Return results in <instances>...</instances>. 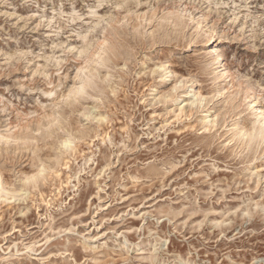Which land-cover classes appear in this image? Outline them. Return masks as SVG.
<instances>
[{
	"label": "rangeland",
	"instance_id": "obj_1",
	"mask_svg": "<svg viewBox=\"0 0 264 264\" xmlns=\"http://www.w3.org/2000/svg\"><path fill=\"white\" fill-rule=\"evenodd\" d=\"M256 120L264 0H0V264H264Z\"/></svg>",
	"mask_w": 264,
	"mask_h": 264
},
{
	"label": "bare ground",
	"instance_id": "obj_2",
	"mask_svg": "<svg viewBox=\"0 0 264 264\" xmlns=\"http://www.w3.org/2000/svg\"><path fill=\"white\" fill-rule=\"evenodd\" d=\"M176 17V16H175ZM179 21V20H178ZM120 44V43H119ZM104 48V47H103ZM113 49V48H112ZM101 54V53H100ZM80 68V67H79ZM81 69H83V68H81ZM83 71V70H82ZM84 72V71H83ZM224 73V72H223ZM81 76V75H80ZM222 77V76H221ZM219 78V77H218ZM81 79H82V81H80V82H82L83 83V81L85 80V77H82L81 76ZM87 79H88V77H87ZM232 84V83H231ZM230 84V85H231ZM82 86H79L78 88H77V92H79L80 90L82 91V90H85V89H83V88H81ZM233 87V86H232ZM225 90V89H224ZM86 91V90H85ZM38 124V123H37ZM254 122H253V127L256 129V132H257V134H258V132H263V133H261V134H263L264 135V128L262 127V125L261 124H259V122H258V120H256V127L254 126ZM252 130V129H251ZM244 131V130H243ZM247 132V131H246ZM253 132V134H254V132H255V130H253L252 131ZM241 133V132H240ZM245 133V132H244ZM251 133V132H250ZM239 135V134H238ZM251 135H252V133H251ZM256 135V134H255ZM254 135V136H255ZM22 136V135H21ZM253 136V137H254ZM259 136V135H258ZM16 137V136H15ZM251 136H249V140L251 139L250 138ZM264 138V137H263ZM253 140V139H252ZM2 187V186H1ZM1 189V188H0Z\"/></svg>",
	"mask_w": 264,
	"mask_h": 264
},
{
	"label": "snow or ice",
	"instance_id": "obj_3",
	"mask_svg": "<svg viewBox=\"0 0 264 264\" xmlns=\"http://www.w3.org/2000/svg\"><path fill=\"white\" fill-rule=\"evenodd\" d=\"M69 97H71V93H69Z\"/></svg>",
	"mask_w": 264,
	"mask_h": 264
}]
</instances>
